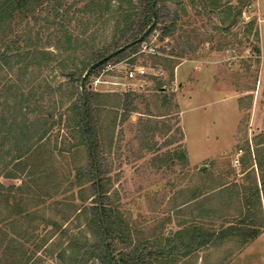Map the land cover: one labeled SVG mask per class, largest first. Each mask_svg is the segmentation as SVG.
Listing matches in <instances>:
<instances>
[{
  "label": "trees",
  "instance_id": "1",
  "mask_svg": "<svg viewBox=\"0 0 264 264\" xmlns=\"http://www.w3.org/2000/svg\"><path fill=\"white\" fill-rule=\"evenodd\" d=\"M184 1L79 0L81 6L70 12L73 4L65 5L62 0H0V84L3 79L11 80L2 73H9L14 79L5 82L0 89V97H3L0 111V137L3 140L0 139V148L5 140V154L10 157L6 163L14 162V171L6 173V176L18 178L16 173L27 170V177L35 175L29 178V182L42 180L45 183L32 192L29 186L19 184L16 189L22 197L8 208L22 222L31 224L32 221L43 220L48 207L52 206L56 219L45 221L50 225L49 232L59 230L60 237L67 235L65 247L57 254L59 264H89L91 261L111 264L109 257L114 264H189L190 258L202 248L230 241L247 244L260 233L262 220L259 222L255 215L249 214L261 205L256 189L247 191V194L255 195L258 205L248 196V201H243L247 212L240 222L225 227H215L211 223L201 227L194 222L181 225L170 235L161 234L157 228L148 230L136 227L111 206L106 197L108 181L105 178L104 154L112 142L111 132L117 120L124 121L128 114L136 110L135 101L140 95L133 91L121 94L94 91L90 86L91 80L108 63H116L134 54L138 46L156 30L160 32L159 40L171 38L175 41L167 53L171 58L169 63L174 61L173 58H184L186 52L192 50L190 35L183 31L176 33L179 14L176 9L171 12L167 5L174 3L180 6ZM196 1L206 13L219 18L221 25L219 23L214 28L220 31L234 25L249 3L248 0H234V3L227 0L224 9H221L222 0ZM194 2L190 0L191 4ZM152 9L155 23L137 41L152 22ZM73 21L75 25L71 27ZM244 31L246 34L253 31L258 36L253 19L247 23ZM132 41L135 42L114 52ZM224 46L219 41L215 49L222 50ZM253 50L259 53L258 47L254 46ZM93 63L97 64L83 77ZM178 63L180 61L174 65ZM44 71L57 72V75H52L49 80L43 76ZM169 77H173V68H170ZM24 87H27L26 90ZM40 87H44L49 100H52L45 106L39 102L43 95L37 90ZM61 122L67 130L65 136L59 135ZM54 128H57L55 132ZM50 136L53 143L49 149ZM88 136L96 161L109 256L97 207L94 164ZM81 147L86 151L82 162L79 159ZM55 149L59 150L61 158L63 152L70 154L71 158L69 170L63 169L61 164L56 170L57 175L48 165V158ZM41 151L44 156L42 161H38V171L30 170L34 162H28V159ZM50 180L53 182L52 189L46 185ZM0 189L3 190L1 184ZM31 193L37 197L36 200ZM199 195L194 193L183 204L192 202ZM51 197L56 199L50 205H45L46 199ZM4 198L7 205L11 195H4ZM83 216L86 217V228L92 232V239L81 228ZM69 223L74 225L68 227ZM64 224L67 225L63 227ZM2 246L0 264L7 260L6 255L9 254V249Z\"/></svg>",
  "mask_w": 264,
  "mask_h": 264
},
{
  "label": "rangeland",
  "instance_id": "2",
  "mask_svg": "<svg viewBox=\"0 0 264 264\" xmlns=\"http://www.w3.org/2000/svg\"><path fill=\"white\" fill-rule=\"evenodd\" d=\"M226 1L222 0L221 9H224ZM248 1L253 3V8L247 12L248 17L243 18L240 14L234 25L222 31L214 28L219 23L221 25L219 18L206 13L196 0L194 4L185 0L180 6L167 4L171 12L176 9L179 14V29L176 33H189L192 50H188L184 58H173L174 61L169 63L171 58L167 53L175 41L171 38L159 40L160 32L156 30L144 41L157 49L156 54L139 51L140 44L136 52L126 58L133 65L144 66V76L128 81L123 70L106 68L101 76L103 82L94 85L90 83L91 88L98 92L121 94L132 90L140 95L135 101L136 110L128 114L124 121L117 120L116 127L111 132V145L104 154L107 169L105 178L108 181L106 197L109 204L136 227L148 230L157 228L161 234L170 235L186 224L195 222L201 227H207L211 222H206L205 219L227 217L223 216L228 208L227 192L225 189L213 192V188L227 181V165H238L234 160L243 153L246 144L251 143V138L260 128L258 122L252 123V118L258 114L254 104L263 54L259 29L264 50V0ZM62 2L65 5L73 4L70 12L82 4L79 0ZM230 3H234V0H230ZM252 19L258 31L257 37L253 31L247 34L244 31ZM72 25H75L74 21L71 22V27ZM219 41L225 44L222 50L215 49ZM254 46L258 47V54L253 50ZM161 49L165 52H161ZM177 61L191 62L180 65L175 78L174 70L179 63L174 64ZM170 68H173L172 79L169 77ZM185 69L195 74L190 73L186 80H182L179 76ZM160 70L163 71L162 75H159ZM54 74L57 75V72H43V76L49 80ZM2 75L11 80L3 79L0 89L5 82L14 80L9 73ZM179 81L185 83L179 86ZM213 82L220 89L208 92ZM129 83L131 90H125ZM198 85L205 95L197 100L194 90ZM37 90L43 93L40 104L45 106L51 103L44 87ZM2 98L0 97V111L3 107ZM234 100L237 110L233 106ZM185 102L189 104L184 105ZM231 128L232 142L222 147L229 138ZM56 130L54 128L53 131ZM66 132L61 122L59 135L65 136ZM52 136L49 149L53 143ZM70 141L73 142V139ZM4 142L0 148V183L5 187L0 189V249L3 248L2 244L5 245L9 254L6 255L7 262L2 263L59 264L57 254L65 247L67 235L60 237L59 230L49 232L50 225L45 221L56 219L52 206L48 207L43 220H35L31 224L22 222L8 208L22 197L16 189L19 184L29 186L32 192L45 183L42 180L29 182V178L35 175L27 177V170L16 173L18 178H6V173L14 171V162L6 163L10 157L5 154L7 144ZM219 148L222 150L216 152ZM81 149L80 162L86 153L84 147ZM59 153L55 149L48 158L53 174L61 164L67 171L71 164L70 154L63 152L61 158ZM43 156L41 151L28 159V162H34L30 170L38 171L37 164L39 160L42 161ZM200 170L205 172H199ZM51 181L46 184L49 189L53 186ZM3 193L11 195L7 205ZM194 193L200 195L192 202L183 204ZM33 196L32 194V198L36 200L37 197ZM54 199L56 198L46 199L45 205H50ZM80 221L86 236L92 239V232L86 228V217L83 216ZM220 221L215 222V227L224 226L225 221ZM71 223L64 224L63 227L73 226ZM47 250L52 253L49 254ZM189 261V264H264V228L247 245L230 241L219 246L205 247L198 250ZM89 264L99 263L91 261Z\"/></svg>",
  "mask_w": 264,
  "mask_h": 264
},
{
  "label": "crops",
  "instance_id": "3",
  "mask_svg": "<svg viewBox=\"0 0 264 264\" xmlns=\"http://www.w3.org/2000/svg\"><path fill=\"white\" fill-rule=\"evenodd\" d=\"M259 39H260V48L263 51V54L261 56L260 64H259V72H258V79L256 85L257 94L254 104V109L255 108L257 109L256 113L258 114L256 115L257 117L254 116L255 118L254 117L252 118V123L254 122V124H257L258 122V126L260 128L259 131L256 134H254L253 137L251 138V143L246 144V148L243 150V153L238 158H236L238 160L237 161L238 165L234 166L231 165V163L227 165V171L225 173V176H227V181L224 182V184L223 183L218 184L217 185L218 188L213 189V192H217V191L220 192L221 190L224 189L226 190L227 198H228L227 199L228 208L223 216H227V217L222 216L223 218H221V216H217L215 218L213 217L214 218L213 220H209L211 218L205 219L207 220L206 222L210 221L211 224H215V222L220 220L225 221L223 227L227 225H234L237 222H240V220L244 218L247 212L245 206H243L245 204V202L243 204V201L245 200L248 201V196H250L251 201L255 202V205H258L256 196L253 194L252 195L247 194L248 193L247 191L249 190L253 191L256 189L258 190L259 200L261 205L259 208H255V210H251L249 214L255 215L256 219L259 222H261V220L263 222V225L259 227L260 233L258 234V236L262 233L264 228V50L262 48L263 40H262V35L260 33V29H259ZM187 62H191V61H182L175 67L174 70L175 78H177L176 71L178 70L179 66ZM190 73L193 75L195 74L192 73L191 70L189 71L185 69L182 70L180 76L179 75L178 76L182 80H186L187 75ZM178 83L179 86H182L185 82L179 81ZM199 85L196 87L197 90L196 89L194 90L196 92L195 98L197 100L199 98H202L203 95H205L201 93V90L199 89L200 87ZM216 85L217 84L213 82L211 84L212 88L208 92H214L220 89L219 87H216ZM186 104L188 105L189 103L185 102L184 105ZM233 104L235 110H237V103L235 102V100ZM233 125L235 124L233 123ZM233 125L231 126L232 128ZM232 128L229 133V138L222 145V147L225 146L226 143H229V145L231 144L232 137L230 134L232 132ZM221 150L222 149L219 148V150H217L216 152ZM216 152H214V154ZM5 177L10 178L6 175ZM247 244H243V245H247Z\"/></svg>",
  "mask_w": 264,
  "mask_h": 264
},
{
  "label": "built area",
  "instance_id": "4",
  "mask_svg": "<svg viewBox=\"0 0 264 264\" xmlns=\"http://www.w3.org/2000/svg\"><path fill=\"white\" fill-rule=\"evenodd\" d=\"M253 8V3L249 2L242 10L241 12V16L243 18H247V12ZM141 52L147 53V54H156L157 53V49L151 45V44H146L145 42L141 43V48L140 50ZM116 69V70H123V72L125 73V78L128 81H131L133 79H136V77H141L144 76L145 74V67L144 66H140V65H133L132 63H130L129 61H127L126 59H123L121 61H118L116 63H108L106 65V67L102 70V72H100L98 74V76L94 77L91 80V84L94 85L98 82H103V80L101 79V76L103 75V71L105 69ZM163 71L160 70L159 71V75H162ZM106 82V81H104ZM112 83H119V82H112ZM131 83L127 84L125 88V90H131L130 89ZM132 91V90H131ZM237 159L234 160L235 163H237Z\"/></svg>",
  "mask_w": 264,
  "mask_h": 264
},
{
  "label": "water",
  "instance_id": "5",
  "mask_svg": "<svg viewBox=\"0 0 264 264\" xmlns=\"http://www.w3.org/2000/svg\"><path fill=\"white\" fill-rule=\"evenodd\" d=\"M151 6H153V2H151ZM153 13H154V12H153V9H152V22H151V24L146 28V30L143 31V33L140 35V37L137 39V41H140V40H141V39L147 34V32L150 30V28L154 25V23H155V19H154ZM134 42H135V41H132L131 43H128V44H126V45H124V46H122V47L116 49L114 52H119L120 50L124 49L125 47H127L128 45H130V44H132V43H134ZM105 58H107V57H105ZM105 58H104V59H105ZM102 60H103V59H101L100 61H102ZM96 64H97V63H93V64H91V65L86 69V71L84 72L83 77L87 76V75L90 73L91 69H92ZM83 77H82V78H83ZM82 102H83V104H84V98L82 99ZM84 118H85L84 123L86 124V117H85V115H84ZM88 143H89V146H90V153H91V156H92V158H93V164H94V175H95V185H96L97 207H98V212H99V217H100L101 227H102V231H103L104 245H105V247H106V252H107V254H108V256H109V250L107 249L108 240H107V236H106V232H105V225H104V221H103V217H102V213H101V204H100V200H99V196H100V194H99V186H98V177H97L96 161H95L94 151H93V149H92V147H91V139H90L89 136H88ZM109 261H110L111 264H114V263L111 261V258H110V257H109Z\"/></svg>",
  "mask_w": 264,
  "mask_h": 264
}]
</instances>
